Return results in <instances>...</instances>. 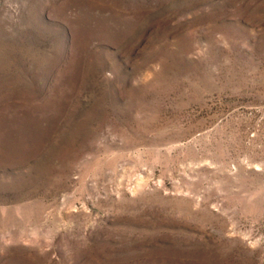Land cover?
I'll list each match as a JSON object with an SVG mask.
<instances>
[{
  "label": "rangeland",
  "instance_id": "obj_1",
  "mask_svg": "<svg viewBox=\"0 0 264 264\" xmlns=\"http://www.w3.org/2000/svg\"><path fill=\"white\" fill-rule=\"evenodd\" d=\"M0 264H264V0H0Z\"/></svg>",
  "mask_w": 264,
  "mask_h": 264
}]
</instances>
